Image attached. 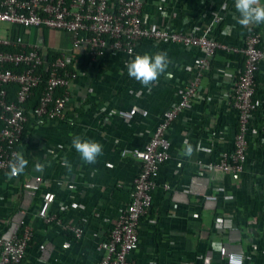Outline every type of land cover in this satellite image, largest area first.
Returning <instances> with one entry per match:
<instances>
[{
  "label": "built area",
  "instance_id": "2783aa9c",
  "mask_svg": "<svg viewBox=\"0 0 264 264\" xmlns=\"http://www.w3.org/2000/svg\"><path fill=\"white\" fill-rule=\"evenodd\" d=\"M180 1L158 0L157 4L164 16L170 3L175 5ZM218 1L207 9L209 20L190 23L183 19L173 30L151 21L145 0H0V28L4 27L5 33L0 36V172L5 175L10 172L13 153H22L16 146L30 143L28 123L32 122L30 128H35L44 122L65 121L71 101L70 88L79 75L76 50L84 49L94 62L114 53L132 57L141 43L170 44L200 53L192 66H183L188 77L178 101L159 117L147 143L143 147L132 145L121 149V159H133L135 168L128 190L130 197L120 203L116 216L112 220L102 218L98 205H76L74 200L80 192L75 185L67 186L68 197L60 199L58 193L47 187L44 177L32 176L24 181L21 208L0 233V264H29L34 248L40 253V263L58 261L52 258L55 246L49 239L37 242V229L27 215L26 197H35L46 187L36 216L43 230L54 229L67 236L62 253L71 247V241L84 251L92 238L97 264H136L132 256L140 249V228L143 218L152 211L154 193L168 192L176 206L187 203L173 181L161 176V169L172 159L171 135L177 122H192L189 114L201 104L209 106L210 115H213L210 109H224L232 114L234 132L224 148H216V144L226 141L229 127L216 132L207 124L212 141L207 149L209 158L206 162L199 159L196 164L207 174L219 173L229 178L236 189L243 187L250 158L249 137L252 135L260 146L264 143L261 137L264 124L259 125V119L264 118V95H256V75L264 65V24L247 26L238 41L226 44L220 39L222 28L232 12L233 17L239 13L234 0ZM33 28L71 33L72 49L49 59L50 50L26 43L25 36ZM238 29L236 23L225 33L235 37ZM43 80L46 85L39 101L28 109V101ZM211 80H218V85L211 88L208 85ZM10 85L18 87L13 100H8ZM115 114L127 124L137 115L149 117V111L139 105L117 110ZM211 187L209 193L202 192V207L214 212L219 196L226 189ZM197 189L192 178L189 190L195 194ZM101 194L108 193L100 191V200L105 198ZM225 214L233 215L230 211ZM225 218L215 220L212 244L218 246L224 264H236V258L245 264L246 252L233 239L236 226L228 224ZM254 220L249 218V224H256ZM252 231L264 233V225L258 224ZM248 246L250 254H259L254 244ZM201 259L202 264H214L211 252Z\"/></svg>",
  "mask_w": 264,
  "mask_h": 264
},
{
  "label": "crops",
  "instance_id": "0c3cea01",
  "mask_svg": "<svg viewBox=\"0 0 264 264\" xmlns=\"http://www.w3.org/2000/svg\"><path fill=\"white\" fill-rule=\"evenodd\" d=\"M145 1L151 21L173 30L177 29L183 19L190 23L209 20L208 10L205 16L202 14L200 20L197 16L207 9V3L212 5L219 2L182 0L184 4L181 6V2H176L175 5L170 3L163 16L157 4L158 0ZM261 3H264V0H261ZM238 16L239 14L233 17L232 12L227 19L220 35L222 42L233 44L245 32L246 27L236 22ZM236 23L239 29L234 34L235 37L228 36L225 32ZM0 32H3L1 37L5 36L1 28ZM72 38L71 33L33 28L25 36V41L31 46L62 53L72 49ZM75 53L79 75L70 88L71 101L65 121L44 122L35 128L29 126V170L25 169L20 177L11 179L0 172V233L9 218L21 208L24 181L32 176L44 177L47 187L58 193L60 199L68 197L67 186L75 185L80 192L74 200L76 205H98L102 211L101 217L112 220L120 203L128 200H124L119 194H129L135 168L133 159H121V149L132 145L143 147L147 143L159 117L178 101L188 77L187 71L182 70L183 66H192L200 56L196 50L182 49L170 44L154 46L149 43L139 44L132 57L120 53L107 54L98 62L92 61L84 49H78ZM145 53H164L170 61L166 72L150 90L141 82L130 78L126 68V64L133 60L135 55ZM171 69H175L174 73L168 76ZM218 83V80H211L208 85L212 88ZM133 105L147 109L149 117L144 119L137 115L127 124L115 114L117 110L129 109ZM223 110L210 109L213 114L210 115L209 106L201 104L189 114L193 117L192 122H177L171 135L172 159L162 167L161 176L173 181L187 203L176 206L168 192L158 190L154 193L152 211L142 220L140 249L132 256L136 264H202L201 258L206 252L212 253L214 264H224L220 259L218 246L212 244L210 237L215 220L225 216L228 224L233 223L236 226L233 239L246 252L245 264H264V233L254 234L252 231L258 224L264 225V143L260 146L252 135L249 137L250 158L241 189H236L229 178H223L219 173L207 174L196 164L199 159L206 162L209 158L207 149L211 147L212 141L207 124L216 132L225 126L229 127L230 133L225 137L226 141L216 144V148H224L225 143L228 144L232 140L234 117ZM263 124L259 123L261 127ZM74 135L103 145V155L98 157L96 164L90 165L81 159L72 147ZM261 137L264 138V129ZM185 139L194 147V154L190 158L181 155ZM65 161L68 166H65ZM37 162L45 164V167L37 169ZM178 163H182V166H177ZM192 178H195L198 186V193L195 194L189 190ZM117 184H122L123 187H118ZM211 186L226 189V192L219 196L214 212L202 207V194L204 191L209 193ZM47 187L35 197H26L27 215L37 229V242L49 239L53 243L55 250L52 258L56 257L58 261L53 260L52 264H97L98 254L92 238L84 251L71 241V247L65 250L66 253H62L67 238L64 239L63 245L57 246L54 241L64 235L58 234L54 229H42L36 213ZM98 191L108 194H101L105 198L100 200ZM230 195L234 196L233 199L227 198ZM227 211L233 215L225 214ZM249 218H255L257 223L249 224ZM249 244H254L259 254H250ZM31 252L29 264L32 261L34 264H46L39 262L40 253L37 248Z\"/></svg>",
  "mask_w": 264,
  "mask_h": 264
},
{
  "label": "clouds",
  "instance_id": "9594fccd",
  "mask_svg": "<svg viewBox=\"0 0 264 264\" xmlns=\"http://www.w3.org/2000/svg\"><path fill=\"white\" fill-rule=\"evenodd\" d=\"M234 5L239 16L236 17V22L247 27L249 25L264 24V3L261 0H234ZM170 61L166 54H137L134 59L126 64L127 73L130 78L142 83L146 88L151 89V86L158 81V78L166 72ZM72 147L80 155L81 159L87 164H96L98 157L103 155V145L91 139L82 138L79 135L72 137ZM194 154V147L189 140H184L181 155L191 157ZM65 166L67 161L64 162ZM28 165V160L24 158V154L20 152L13 153L9 163L10 172L7 174L9 179L17 174L24 173ZM37 169H42L45 164L37 162ZM236 264H242L241 258H236Z\"/></svg>",
  "mask_w": 264,
  "mask_h": 264
},
{
  "label": "trees",
  "instance_id": "16d2710c",
  "mask_svg": "<svg viewBox=\"0 0 264 264\" xmlns=\"http://www.w3.org/2000/svg\"><path fill=\"white\" fill-rule=\"evenodd\" d=\"M208 1V0H207ZM181 2V4H179L180 6L182 5V4H184V2L182 3V1H180ZM207 5H208V7H207V9H210V7H213V4L211 5V3L209 2V3H207ZM207 9L206 10H203L204 12H202V13H200L199 14V17L197 16V18L200 20V18H201V16H202V14L205 16V13H206V11H207ZM194 22H195V20H194ZM49 59H52V58H55V57H57L58 56V53H54V52H52V51H49ZM256 83H257V91H256V95H257V97H260V95L261 96H263L264 95V65H262L261 67H260V69H259V71H258V73H257V75H256ZM45 85H46V81L45 80H43V82L40 84V86L37 88V89H35L34 90V95H33V97L28 101V103H27V108L29 109L31 106H34L38 101H39V99H40V97H41V95H42V93H43V91H44V88H45ZM17 90H18V87L16 86V85H10L9 87H8V93H9V96H8V100H13V99H15V96H16V93H17ZM32 123V122H31ZM31 123H28L27 124V128L31 125ZM259 123H264V118H262V119H259ZM16 148L17 149H19L23 154H24V158L25 159H27L28 160V165H27V167H26V169L27 170H29V168H30V166H31V160H30V150H31V147H30V144L28 143H26V144H24V143H21V144H18L17 146H16ZM119 194V193H118ZM119 195H122V197L124 198V200H127L129 197H130V194H119ZM257 204H258V202H257ZM62 216L63 215H65V213H62L61 214ZM68 236H70V234L68 235ZM67 236L66 235H64L63 236V238L61 237V238H59V239H56L54 242H55V244L57 245V246H61V245H63V243H64V239L66 238Z\"/></svg>",
  "mask_w": 264,
  "mask_h": 264
},
{
  "label": "rangeland",
  "instance_id": "374dc122",
  "mask_svg": "<svg viewBox=\"0 0 264 264\" xmlns=\"http://www.w3.org/2000/svg\"><path fill=\"white\" fill-rule=\"evenodd\" d=\"M4 30V27H1V31H3ZM3 32H0V34H2Z\"/></svg>",
  "mask_w": 264,
  "mask_h": 264
}]
</instances>
